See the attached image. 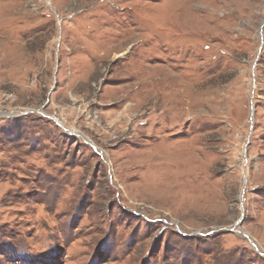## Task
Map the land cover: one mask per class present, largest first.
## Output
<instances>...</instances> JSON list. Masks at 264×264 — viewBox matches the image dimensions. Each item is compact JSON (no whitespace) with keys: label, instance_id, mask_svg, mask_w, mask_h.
<instances>
[{"label":"rangeland","instance_id":"rangeland-1","mask_svg":"<svg viewBox=\"0 0 264 264\" xmlns=\"http://www.w3.org/2000/svg\"><path fill=\"white\" fill-rule=\"evenodd\" d=\"M0 264H264V0H0Z\"/></svg>","mask_w":264,"mask_h":264}]
</instances>
